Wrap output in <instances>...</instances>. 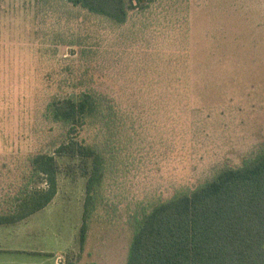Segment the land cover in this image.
<instances>
[{"label": "rangeland", "instance_id": "374dc122", "mask_svg": "<svg viewBox=\"0 0 264 264\" xmlns=\"http://www.w3.org/2000/svg\"><path fill=\"white\" fill-rule=\"evenodd\" d=\"M144 3L116 25L65 0H0V215L44 187L31 161L67 136L52 102L89 91L116 112L113 137L104 123L81 135L107 153L82 249L77 161L59 159L57 195L34 220L58 264H126L143 214L264 151V0Z\"/></svg>", "mask_w": 264, "mask_h": 264}, {"label": "trees", "instance_id": "16d2710c", "mask_svg": "<svg viewBox=\"0 0 264 264\" xmlns=\"http://www.w3.org/2000/svg\"><path fill=\"white\" fill-rule=\"evenodd\" d=\"M65 1L116 25L127 22L131 9L143 10L146 5L144 0ZM106 99L82 91L50 104L51 119L67 128V136L50 154L32 159V171L44 187L26 188L15 199L14 212L0 215V226L18 223L52 203L58 192L59 159L77 161L86 180L79 230L82 249L101 195L106 169L102 154L107 153L81 135L104 123L113 137L116 112ZM126 264H264V151L143 214L135 221Z\"/></svg>", "mask_w": 264, "mask_h": 264}, {"label": "crops", "instance_id": "0c3cea01", "mask_svg": "<svg viewBox=\"0 0 264 264\" xmlns=\"http://www.w3.org/2000/svg\"><path fill=\"white\" fill-rule=\"evenodd\" d=\"M15 202L16 201L14 200L13 204L11 203L7 208H4L6 212L5 214H11L14 212ZM51 205L52 203H50L43 210L18 223L0 226V264L17 263L16 260L14 261V263L10 261L11 258L15 257L8 256H32L34 254H39L35 257V259L37 260V264H50L52 260V264H58L56 253L54 252L55 249L51 247V245H53L54 243H51V239L55 240V235H51L49 225H42L43 228L41 229V232H44L45 234L43 237L44 240L36 238V236L34 235V220L37 217L47 218L46 212Z\"/></svg>", "mask_w": 264, "mask_h": 264}]
</instances>
